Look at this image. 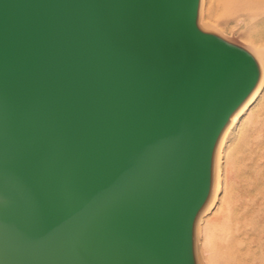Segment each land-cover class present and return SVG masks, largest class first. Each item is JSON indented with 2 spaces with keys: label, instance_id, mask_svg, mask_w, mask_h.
<instances>
[{
  "label": "water",
  "instance_id": "obj_1",
  "mask_svg": "<svg viewBox=\"0 0 264 264\" xmlns=\"http://www.w3.org/2000/svg\"><path fill=\"white\" fill-rule=\"evenodd\" d=\"M201 11L0 0V264H201L217 147L261 76Z\"/></svg>",
  "mask_w": 264,
  "mask_h": 264
},
{
  "label": "rangeland",
  "instance_id": "obj_2",
  "mask_svg": "<svg viewBox=\"0 0 264 264\" xmlns=\"http://www.w3.org/2000/svg\"><path fill=\"white\" fill-rule=\"evenodd\" d=\"M254 1L204 0L202 22L256 54L264 49V6ZM260 98L228 139L220 202L201 222V264H264V89Z\"/></svg>",
  "mask_w": 264,
  "mask_h": 264
},
{
  "label": "bare ground",
  "instance_id": "obj_3",
  "mask_svg": "<svg viewBox=\"0 0 264 264\" xmlns=\"http://www.w3.org/2000/svg\"><path fill=\"white\" fill-rule=\"evenodd\" d=\"M203 1L204 0H201V5H203ZM254 3H255V5H257L259 7L260 6L261 7L264 6V0H255ZM202 9H203V6H202ZM203 18H204V16H203ZM199 24H200L201 27L206 28L205 23L202 22L201 14H200V18H199ZM253 44H254V42H253ZM254 45H256V44H254ZM258 45H260V44L258 43ZM255 49L257 51L256 54H255V57L257 59V62L259 64V67H260V70H261V76H260L259 82H258L255 90L253 91V93L251 94V96L247 99V101L241 106V108L234 114V116L231 119L230 124L225 129V131H224V133L222 135V138H221V140L219 142V145L217 147L216 157H215L213 192H212V195H211V199H210L209 205H208V207L203 212V215L204 216L207 213H209V210L211 209V207L217 206L218 205V202H220V195L223 192V181H224L223 180V176H224L223 169L224 168L222 167V164H223V160L225 158V153H226L227 147L229 145L228 144V139H229L230 135L235 130L237 132L239 129H241V127L243 125L244 117L247 115V113L249 112V110H251L252 107L256 106V104L259 101V98L262 97V92H263V89H264V49H260L259 47H255ZM253 53H255V51ZM260 100H261V98H260ZM258 105H260V104L258 103ZM199 225H201V220H200V222L198 224V227H199Z\"/></svg>",
  "mask_w": 264,
  "mask_h": 264
}]
</instances>
